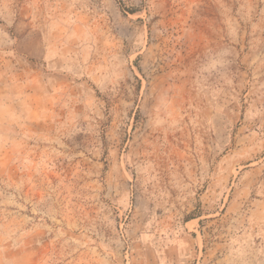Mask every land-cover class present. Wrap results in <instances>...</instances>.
Returning a JSON list of instances; mask_svg holds the SVG:
<instances>
[{
	"label": "rangeland",
	"instance_id": "obj_1",
	"mask_svg": "<svg viewBox=\"0 0 264 264\" xmlns=\"http://www.w3.org/2000/svg\"><path fill=\"white\" fill-rule=\"evenodd\" d=\"M0 264H264V0H0Z\"/></svg>",
	"mask_w": 264,
	"mask_h": 264
}]
</instances>
